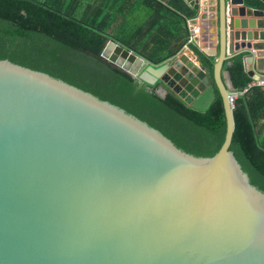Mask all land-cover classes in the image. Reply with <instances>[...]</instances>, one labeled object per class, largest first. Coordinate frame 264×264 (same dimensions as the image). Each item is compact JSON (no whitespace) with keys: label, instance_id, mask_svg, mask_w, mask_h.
<instances>
[{"label":"water","instance_id":"95a60500","mask_svg":"<svg viewBox=\"0 0 264 264\" xmlns=\"http://www.w3.org/2000/svg\"><path fill=\"white\" fill-rule=\"evenodd\" d=\"M186 1L224 102L213 155L97 92L0 58V264H264V185L231 148L223 69L240 53L244 66L261 61L264 30L251 16L264 11L244 0ZM183 48L157 66L106 36L101 55L157 82L161 95L205 108L208 71Z\"/></svg>","mask_w":264,"mask_h":264},{"label":"trees","instance_id":"16d2710c","mask_svg":"<svg viewBox=\"0 0 264 264\" xmlns=\"http://www.w3.org/2000/svg\"><path fill=\"white\" fill-rule=\"evenodd\" d=\"M264 10V0H245ZM197 10L184 0H0V58L43 70L97 92L145 118L204 155H213L226 133L222 96L213 77L215 57L188 42V19ZM106 36L160 65L188 45L208 71L214 99L192 107L169 91L157 92L101 53ZM167 38L175 40L174 48ZM243 54L224 63L233 91L231 148L248 173L264 185V90L252 85ZM264 75V74H262Z\"/></svg>","mask_w":264,"mask_h":264},{"label":"crops","instance_id":"0c3cea01","mask_svg":"<svg viewBox=\"0 0 264 264\" xmlns=\"http://www.w3.org/2000/svg\"><path fill=\"white\" fill-rule=\"evenodd\" d=\"M184 1L186 2V4L190 5L186 0H184ZM244 2L247 4V2L245 0H244ZM247 5H250V4H247ZM190 6L194 8V6H192V5H190ZM250 6H252V5H250ZM253 7L261 8L260 6H253ZM195 10H196V8H195ZM261 10H263V8H261ZM252 17L257 21L259 29L260 30L261 29L264 30V15L263 16H251V18ZM187 23H188V21H187ZM188 28H190L189 23H188ZM259 41L261 42L263 40H259ZM166 43H168L169 48H174V46H175V40L174 39L167 38L166 41H164L162 43V46H163V44H166ZM183 49H184V52H186L189 55L190 58L197 60L195 58V56H194V53L190 50V47L188 45H185ZM197 58H198V56H197ZM242 61H243V59H242ZM258 62H256V65L254 67H252L250 64H247L246 66H244V63H243V67H244L245 71L249 75H251V77H252V75H262V74H264V54L261 57V61H258ZM158 87L160 89H162L160 86H158Z\"/></svg>","mask_w":264,"mask_h":264},{"label":"built area","instance_id":"2783aa9c","mask_svg":"<svg viewBox=\"0 0 264 264\" xmlns=\"http://www.w3.org/2000/svg\"><path fill=\"white\" fill-rule=\"evenodd\" d=\"M189 23V36H188V42H196V37L199 36L200 28L198 27L197 24L190 23V20L188 21ZM197 43V42H196ZM252 85H257L261 87L264 90V75H258L257 78H253ZM238 92L232 91L229 93V100L230 104H234L235 97H237Z\"/></svg>","mask_w":264,"mask_h":264},{"label":"flooded vegetation","instance_id":"af4514ba","mask_svg":"<svg viewBox=\"0 0 264 264\" xmlns=\"http://www.w3.org/2000/svg\"><path fill=\"white\" fill-rule=\"evenodd\" d=\"M144 69V67L143 66H139V68H138V70H143ZM159 84H157V86H158ZM160 86V85H159ZM161 87V86H160ZM162 88V87H161Z\"/></svg>","mask_w":264,"mask_h":264},{"label":"clouds","instance_id":"9594fccd","mask_svg":"<svg viewBox=\"0 0 264 264\" xmlns=\"http://www.w3.org/2000/svg\"><path fill=\"white\" fill-rule=\"evenodd\" d=\"M191 19H192V18H191ZM189 20H190V19H189ZM189 20H188V21H189ZM195 43H196V42H195ZM196 44H198V43H196Z\"/></svg>","mask_w":264,"mask_h":264}]
</instances>
